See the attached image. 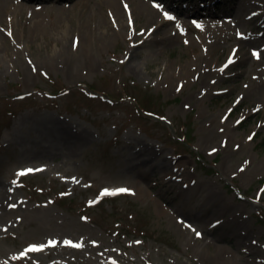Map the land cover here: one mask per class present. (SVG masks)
Instances as JSON below:
<instances>
[{
  "label": "rangeland",
  "instance_id": "1",
  "mask_svg": "<svg viewBox=\"0 0 264 264\" xmlns=\"http://www.w3.org/2000/svg\"><path fill=\"white\" fill-rule=\"evenodd\" d=\"M194 1L0 0V264H264V0Z\"/></svg>",
  "mask_w": 264,
  "mask_h": 264
},
{
  "label": "bare ground",
  "instance_id": "2",
  "mask_svg": "<svg viewBox=\"0 0 264 264\" xmlns=\"http://www.w3.org/2000/svg\"><path fill=\"white\" fill-rule=\"evenodd\" d=\"M36 1H44V0H35V2ZM34 2V3H35ZM236 2V1H235ZM235 2H234V4H235ZM159 5V4H158ZM109 6L110 7H112V8H114V7H116L117 8V12H118V15L119 16H121V12H120V10L118 9V7L116 6V4H115V2H112V3H110L109 2ZM150 6H153L154 8H156V9H158L159 11H161V9L156 5V4H151ZM44 8V7H43ZM40 9H42L41 7H35V12H37V11H39ZM163 13H165V11H163ZM166 13H168V12H166ZM252 12H250L249 14H251ZM170 16H172L170 13H168ZM173 17V19L172 20H168V19H165V16L163 15V17H160V19H159V22H160V27H173L174 28V33H173V35H172V37H175V36H177L178 35V33H179V29H177L175 26H177V23H178V21H177V19L174 17V16H172ZM62 20H63V18H62ZM62 20H60V21H62ZM184 23V22H183ZM182 23V24H183ZM211 23H214V22H211ZM219 25L221 24V23H218ZM40 23H39V21H36V22H34L33 23V27L31 28V32H33V31H38L39 29H40ZM150 29H152V28H150ZM84 34V33H83ZM144 34H147V31H143V32H141L140 34H139V36H143ZM84 42V41H83ZM82 42V43H83ZM239 48V46H237V49ZM193 71V70H192ZM192 71H191V73H192ZM189 73H190V70H188V69H185L184 71H183V74L185 75V76H188L189 75ZM174 77H175V74L174 73H170V72H167V79H164V81H163V83H162V85L163 86H165L166 88H173V87H175L174 85H171L172 84V81H173V79H174ZM194 77H195V75H194ZM181 82H183L182 80H180ZM184 83V82H183ZM177 85H178V83H177ZM177 85H176V87H177ZM66 132H69L68 130L66 131ZM75 133H81V131L80 132H75ZM81 135H83V136H81V137H83V139H87L88 138V136L86 135H84V134H81ZM71 138H73V137H71ZM143 140H141V142H142ZM140 144V143H139ZM145 144H143V146H144ZM138 148V147H137ZM150 148H152L151 147V145L150 146H148L146 149H136L135 150V154L134 155H132L133 157H131V160H130V162H131V164L134 166V168L135 169H137V170H141V172L144 174V175H146L147 173H156V175H165L166 176V179L168 178L170 181L172 180V178H174V175L173 174H176L177 176H178V178H179V181L182 183V185H183V201H185L186 203L187 202H189V203H191L192 202V200H193V198H191L190 197V195H187L186 194V189H187V191H188V188L186 187V184H188L189 185V187L191 186V188H195V185H196V183H195V180L196 179H191V180H189V182H185L184 183V181H182V177H181V173L178 171V170H176V167H175V163H173V164H171V165H167V164H160V163H158V159L160 158V156H158V154H157V152L154 150V149H150ZM153 148H156V146H153ZM45 152H47V150H42L41 151V153H45ZM144 158V159H143ZM146 158V159H145ZM166 162V161H165ZM176 164H182V163H180V162H177ZM166 171H167V175H166ZM192 182V183H191ZM171 183H174V184H176L177 183V181H175L174 182V180H172L171 181ZM116 190V189H115ZM200 193L201 192H199L198 190L194 193V195L195 196H201L200 195ZM208 195H209V197H211V193L209 192L208 193ZM204 196V195H203ZM213 196V195H212ZM5 197V189L3 188V183H2V181H0V206H2V198H4ZM204 198V197H203ZM205 199V198H204ZM206 200V199H205ZM193 203V202H192ZM195 207L197 208V212H195L194 213V219L196 220V221H198V222H203V221H201L200 219L202 218L203 219V210L205 209L204 208V205L202 206L201 205V203H200V205H196L195 204ZM202 208H203V210H202ZM206 210V209H205ZM208 211V210H207ZM213 212L212 213H210V211H208V213L210 214V216H214V210H212ZM214 213V214H213ZM205 219V218H204ZM203 219V220H204Z\"/></svg>",
  "mask_w": 264,
  "mask_h": 264
},
{
  "label": "snow or ice",
  "instance_id": "3",
  "mask_svg": "<svg viewBox=\"0 0 264 264\" xmlns=\"http://www.w3.org/2000/svg\"><path fill=\"white\" fill-rule=\"evenodd\" d=\"M164 16H165V19H168V20H172L173 17L170 16L168 13H164ZM253 55H256L255 53ZM231 63V61H230ZM249 139H251V137H249ZM33 170L32 169H28L27 172H32ZM36 171H39V169H37ZM27 174L26 172H20L18 173V175H25ZM129 192L128 189H116L115 191H109L108 189H105L103 192H102V196L103 195H115V194H118V193H127ZM199 235V234H198ZM74 247H79L80 245H73ZM40 249L36 248V247H32V248H29L28 251L29 252H32V251H39Z\"/></svg>",
  "mask_w": 264,
  "mask_h": 264
}]
</instances>
